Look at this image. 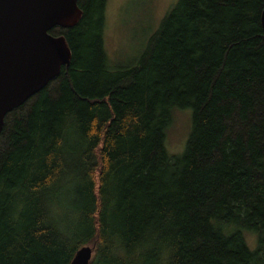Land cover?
I'll list each match as a JSON object with an SVG mask.
<instances>
[{"label":"trees","instance_id":"16d2710c","mask_svg":"<svg viewBox=\"0 0 264 264\" xmlns=\"http://www.w3.org/2000/svg\"><path fill=\"white\" fill-rule=\"evenodd\" d=\"M107 0L72 59L0 132V264H264V0H178L112 67ZM174 107L193 123L166 148ZM256 235L252 249L245 232Z\"/></svg>","mask_w":264,"mask_h":264},{"label":"water","instance_id":"95a60500","mask_svg":"<svg viewBox=\"0 0 264 264\" xmlns=\"http://www.w3.org/2000/svg\"><path fill=\"white\" fill-rule=\"evenodd\" d=\"M81 15L79 0H0V132L9 112L70 63L73 54L66 36L50 31L76 25ZM93 251L81 247L70 264H90Z\"/></svg>","mask_w":264,"mask_h":264},{"label":"rangeland","instance_id":"374dc122","mask_svg":"<svg viewBox=\"0 0 264 264\" xmlns=\"http://www.w3.org/2000/svg\"><path fill=\"white\" fill-rule=\"evenodd\" d=\"M178 0H107L104 45L112 67L133 65ZM166 128L165 145L170 154L182 153L192 123L190 107H174ZM249 245L257 246L256 235L246 231Z\"/></svg>","mask_w":264,"mask_h":264}]
</instances>
